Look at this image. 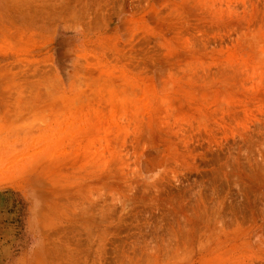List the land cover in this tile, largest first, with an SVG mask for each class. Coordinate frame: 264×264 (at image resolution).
<instances>
[{"label": "rangeland", "instance_id": "1", "mask_svg": "<svg viewBox=\"0 0 264 264\" xmlns=\"http://www.w3.org/2000/svg\"><path fill=\"white\" fill-rule=\"evenodd\" d=\"M10 89L0 264H264V0H0Z\"/></svg>", "mask_w": 264, "mask_h": 264}, {"label": "crops", "instance_id": "2", "mask_svg": "<svg viewBox=\"0 0 264 264\" xmlns=\"http://www.w3.org/2000/svg\"><path fill=\"white\" fill-rule=\"evenodd\" d=\"M69 97H72L70 91L58 94L44 89L0 90V130H39L41 121L51 120L53 123H57L58 114L59 121H62L65 104L72 105L69 101H65ZM25 124H29V126ZM18 153L20 155L21 151ZM16 159L11 157L9 152L2 151L0 154V162L15 161ZM11 177L13 175L6 172L0 174V206L3 204L1 200L5 195L17 192L14 185L4 183V180L1 179Z\"/></svg>", "mask_w": 264, "mask_h": 264}, {"label": "bare ground", "instance_id": "3", "mask_svg": "<svg viewBox=\"0 0 264 264\" xmlns=\"http://www.w3.org/2000/svg\"><path fill=\"white\" fill-rule=\"evenodd\" d=\"M246 18H247V17H246ZM254 80H255V79H254ZM260 95H261V94H260ZM205 115H206V114H205ZM232 119H233V118H232ZM230 122H231V121H230ZM230 122H229V123H230ZM230 124H231V123H230ZM234 127H235V126H234ZM208 128H210V127H208ZM207 143H208V142H207ZM207 143H206V144H207ZM187 145H188V144H187ZM187 145H186V146H187ZM189 145H190V144H189ZM210 145H211V144H210ZM205 146H206V145H205ZM188 147H189V146H188ZM191 147H192V146H191ZM181 148H182V147H181ZM195 148H196V147H195ZM191 149H192V148H191ZM200 149H201V148H200ZM196 150H197V149H196ZM196 150H195V153H196ZM212 150H213V149H212ZM185 151H187V150H185ZM204 151H205V150H204ZM209 151H210V150H209ZM180 152H181V151H180ZM189 152H190V151H189ZM210 152H211V151H210ZM191 153H192V152H191ZM197 153H198V151H197ZM182 154H183V153H182ZM198 155H199V154H198ZM204 156H205V155H204ZM188 158H189V157H188ZM191 158H192V157H191ZM201 158H202V157H201ZM186 159H187V158H186ZM194 160H196V159H194ZM191 163H192V162H191ZM184 165H185V164H184ZM190 165H191V164H190ZM185 167H186V166H185ZM192 168H193V167H192ZM174 171H175V170H174ZM158 180H159V179H158Z\"/></svg>", "mask_w": 264, "mask_h": 264}]
</instances>
